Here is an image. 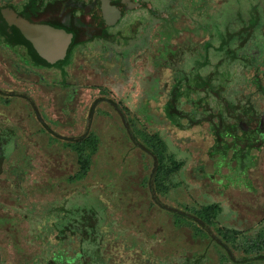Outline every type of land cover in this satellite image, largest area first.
<instances>
[{
	"label": "rangeland",
	"instance_id": "374dc122",
	"mask_svg": "<svg viewBox=\"0 0 264 264\" xmlns=\"http://www.w3.org/2000/svg\"><path fill=\"white\" fill-rule=\"evenodd\" d=\"M86 1L43 0L40 17ZM144 1L118 25L131 39L77 44L62 67L33 70L23 47L16 58L0 44V264H264V250L233 247L264 241V144L248 193L207 118L249 139L231 116L252 107L264 119V0ZM216 68L224 102L189 88L187 75ZM144 134L165 144L160 182ZM86 136L96 151L69 181L79 166L67 144Z\"/></svg>",
	"mask_w": 264,
	"mask_h": 264
},
{
	"label": "flooded vegetation",
	"instance_id": "af4514ba",
	"mask_svg": "<svg viewBox=\"0 0 264 264\" xmlns=\"http://www.w3.org/2000/svg\"><path fill=\"white\" fill-rule=\"evenodd\" d=\"M147 3L148 2L144 0H87L84 5H81V3H78L77 6H72V7H77L76 11L71 10L70 7L66 9L59 17V21L61 22L63 16L68 11L72 12L71 14L72 29L74 28V26H77V23L80 24L79 25L80 27L76 29L74 28V30L75 32H77L78 36L80 38H83L84 40L78 44L86 43L87 41L88 42L93 41L94 38H97V37L105 38L108 36L119 39V40L128 41L129 39H131L132 36L130 33L123 34L122 30L119 29L118 25L121 21V18L124 16L125 12L135 10L136 8H138L139 6H142L143 4L147 6V8L151 7V6H148ZM6 4H10V3H6ZM50 19L55 20L57 19V17L53 15L51 16ZM125 26L129 27V24H126ZM73 38H74V33H73ZM4 45L7 48H10L13 55L16 54V51L11 46L20 45L21 47H23L25 52H22L21 58H24V56H26L25 59L28 61L30 68H32L33 70L35 69L40 70L39 66L54 67V68L58 67V66H55L56 64L38 65L34 63L33 58L30 56L27 48L24 45L17 44V43H11L9 41L8 43ZM14 57L18 58L17 55H15ZM210 72H212V70L208 71V73ZM187 76L189 78L188 80H191L193 74H189ZM185 81L186 80L181 79L178 83L185 84ZM201 104L203 105V103ZM236 113L237 114H234L233 116H231L233 121H235L234 123L230 124L231 131H234V132L239 131L243 133H253L254 134L253 138L252 136L249 139V138H244V137L231 136L230 134L228 135L226 133H223V130L220 129V125H219L221 121L217 120L216 124H214L215 122L212 123L213 121V118H212L211 124L216 126L217 128L216 132L214 133V143H215L214 147L216 148V147L224 146L222 147V150H219L217 153H221V152L227 153L231 151L232 158L230 159H233L235 161V166H233L232 170H235V168L239 165L240 169L238 171V174L241 172L240 175H242L244 180L243 181L240 180L239 184L235 183V185H239V186L243 185L244 189L248 193H257L258 190L255 187L253 180L246 172L249 171V169L257 165L259 156L253 153L252 150L258 149L260 145L263 146L264 144V138H263L264 119L260 115L253 113L252 107L244 109L242 111L240 110L239 112H236ZM247 113L249 116H247ZM186 115H188V113ZM233 125H236L235 129H232ZM227 137H230V139H228ZM218 138L220 139L219 143H217ZM237 150H240L239 154L238 153L236 154ZM224 245L226 246V244ZM226 248L228 250L229 247L226 246ZM230 254L232 253L230 252Z\"/></svg>",
	"mask_w": 264,
	"mask_h": 264
},
{
	"label": "trees",
	"instance_id": "16d2710c",
	"mask_svg": "<svg viewBox=\"0 0 264 264\" xmlns=\"http://www.w3.org/2000/svg\"><path fill=\"white\" fill-rule=\"evenodd\" d=\"M43 0H24L20 6H16L14 5V7L18 10V11H23V14L28 17L29 19H31L32 21H40V22H48L51 23L55 26H62L61 22L59 21V18L57 19H50L51 16L47 17V18H41L40 16L42 15L43 11L40 10L39 6L41 5ZM73 11L77 10V7H72L70 8ZM48 12L51 11H55L56 10V6H52L46 9ZM45 10V12H46ZM252 25L255 24V22L253 21L251 23ZM80 24L77 23V26H74V28H78ZM71 29L70 31L74 33V38H73V42L70 46L69 49V53L68 56L57 62L55 66H59L62 67L63 64L67 63L73 48L80 42L84 41L83 38H80L77 34V32H75V30ZM234 32H220V43H219V48H222L223 46H225L233 37ZM8 43V41L3 37V35L0 33V44H6ZM27 54V53H26ZM28 56V55H27ZM26 56H24L25 58ZM31 59V58H30ZM208 61H205V65L207 64ZM34 63L40 65L39 63L35 62ZM218 73V69L216 68L215 70H212V72L210 73H205V75H202L201 73H197L194 74L191 78V80H189V88L191 89L192 92H200V93H204V95H211L214 98H220L223 102H224V98L221 95V91L223 90V86L220 84L215 85L214 82V78L216 77ZM195 78V79H194ZM189 79V78H188ZM194 79V80H193ZM176 86H178L177 88H175L174 92L171 94L172 95V101L175 102L177 95H178V88L181 87V84H175ZM188 88V89H189ZM219 99V100H220ZM203 101V98L201 97L199 99V103L201 105ZM226 107L229 108V104L228 102H226ZM210 117V123L212 121V116L208 115L207 118ZM214 122V120L212 121V123ZM216 124V123H214ZM236 125L232 126V129H235ZM218 140V139H217ZM144 141L146 143V145L152 149V151L156 154V159H155V163H154V168H153V179H155L156 181H162L166 176L169 175V169L166 168V165L164 163V156L162 155V152L164 150L165 144L164 142L159 138V136L155 135V134H144ZM71 150H73L76 154H77V163H78V170L75 172L74 175L70 176L68 178L69 181H74V180H79L82 179L86 176L89 166L91 164V154L89 152H87L89 149H91V152H95L96 151V140L95 138H93V136H86L80 139H77L73 142H70L69 144H67ZM89 145H91V148H89ZM240 153V150H237L236 154ZM215 204H213L212 206H207L206 208H204V210H208L211 209L212 207H214ZM227 230L222 229L220 230V232H226ZM242 243H233V247L239 250H242L243 253H259L260 251L264 250V241L258 239V240H251V242L248 241V243L244 246L241 247ZM231 248V247H230ZM232 249V248H231ZM59 251H61L60 249H57ZM53 257V256H52ZM263 257V256H261ZM53 261V264H60L57 260Z\"/></svg>",
	"mask_w": 264,
	"mask_h": 264
},
{
	"label": "water",
	"instance_id": "95a60500",
	"mask_svg": "<svg viewBox=\"0 0 264 264\" xmlns=\"http://www.w3.org/2000/svg\"><path fill=\"white\" fill-rule=\"evenodd\" d=\"M71 11L62 18V26L32 21L12 4L0 6V32L11 43L24 45L34 61L54 65L68 56L73 42ZM220 142L218 138L217 143Z\"/></svg>",
	"mask_w": 264,
	"mask_h": 264
}]
</instances>
